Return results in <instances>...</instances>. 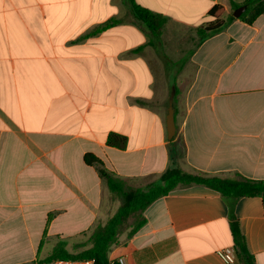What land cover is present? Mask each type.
Listing matches in <instances>:
<instances>
[{
	"label": "crops",
	"instance_id": "obj_1",
	"mask_svg": "<svg viewBox=\"0 0 264 264\" xmlns=\"http://www.w3.org/2000/svg\"><path fill=\"white\" fill-rule=\"evenodd\" d=\"M134 1L167 18L161 35L128 0H0V264L40 261L46 241L50 255L59 241L75 252L117 212L86 154L135 188L169 168L264 180V14L200 42L214 7L228 15L245 0ZM111 134L126 147L108 145ZM234 213L264 264L262 198L239 199ZM144 215L110 264H230L220 256L234 247L230 207L218 191L178 188Z\"/></svg>",
	"mask_w": 264,
	"mask_h": 264
},
{
	"label": "trees",
	"instance_id": "obj_2",
	"mask_svg": "<svg viewBox=\"0 0 264 264\" xmlns=\"http://www.w3.org/2000/svg\"><path fill=\"white\" fill-rule=\"evenodd\" d=\"M128 1L135 17L144 28L154 37L161 35L162 29L167 24V18L143 8L134 0ZM242 6L246 7V11L239 18H235L234 12ZM231 8L228 15H225L223 6H216L210 11L208 22L197 28L200 42L222 32L236 19H241L252 25L258 17L264 14V0H245L240 4L232 3ZM117 23L119 20L112 19L89 35L101 33ZM108 145L124 149L127 139L117 134H111L108 138ZM85 162L97 169L113 198L121 201V206L105 225H98L94 229L86 242L77 244L74 247L75 252L68 251L66 241H59L52 254L39 262L55 259H93L97 264H110L109 253L112 248L123 243L121 236L126 231H128L127 240H129L146 224L144 213L155 201L178 188L201 185L221 193L229 204L234 248L239 262L241 264H257L255 256L248 248L234 210L237 201L244 197H260L264 203V180H252L242 176L234 178L206 176L188 173L179 168H169L157 182L147 188H135L127 185L125 180L110 172L103 161L92 154L85 155Z\"/></svg>",
	"mask_w": 264,
	"mask_h": 264
},
{
	"label": "built area",
	"instance_id": "obj_3",
	"mask_svg": "<svg viewBox=\"0 0 264 264\" xmlns=\"http://www.w3.org/2000/svg\"><path fill=\"white\" fill-rule=\"evenodd\" d=\"M220 256L227 263L230 264L233 263L237 258L236 250L234 247H229L227 249L222 250L220 252ZM33 264H97V263L93 259H55V260L43 261V262L36 261ZM118 264H125L124 259L121 258Z\"/></svg>",
	"mask_w": 264,
	"mask_h": 264
},
{
	"label": "water",
	"instance_id": "obj_4",
	"mask_svg": "<svg viewBox=\"0 0 264 264\" xmlns=\"http://www.w3.org/2000/svg\"><path fill=\"white\" fill-rule=\"evenodd\" d=\"M246 11V7L242 6L241 8L237 9L234 12V17L239 18L244 12ZM173 98L174 94L172 96L171 102H170V109L169 114L167 117V129H168V137L169 139H172L176 134V125H175V119H174V108H173Z\"/></svg>",
	"mask_w": 264,
	"mask_h": 264
},
{
	"label": "rangeland",
	"instance_id": "obj_5",
	"mask_svg": "<svg viewBox=\"0 0 264 264\" xmlns=\"http://www.w3.org/2000/svg\"><path fill=\"white\" fill-rule=\"evenodd\" d=\"M137 182H134L133 185L136 187L137 186ZM105 206H113L112 208L114 209V205L116 203V201H119L117 199H114L113 196H106L105 197ZM124 234H128V231H126ZM53 245V241H46V244H44L42 246V249L40 251V254H39V260H45L48 255H50L51 253V246ZM71 250V249H70Z\"/></svg>",
	"mask_w": 264,
	"mask_h": 264
}]
</instances>
